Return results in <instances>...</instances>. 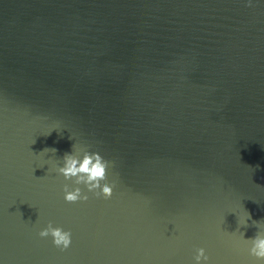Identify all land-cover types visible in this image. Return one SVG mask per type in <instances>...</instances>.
<instances>
[{"label": "water", "instance_id": "water-1", "mask_svg": "<svg viewBox=\"0 0 264 264\" xmlns=\"http://www.w3.org/2000/svg\"><path fill=\"white\" fill-rule=\"evenodd\" d=\"M84 151L111 198L57 171ZM258 232L264 0H0V264H264Z\"/></svg>", "mask_w": 264, "mask_h": 264}, {"label": "clouds", "instance_id": "clouds-1", "mask_svg": "<svg viewBox=\"0 0 264 264\" xmlns=\"http://www.w3.org/2000/svg\"><path fill=\"white\" fill-rule=\"evenodd\" d=\"M55 151V149H54ZM110 162L105 160L99 153L84 151L83 157L77 158L72 153H65L63 156V166L57 171L62 174L65 180H73L76 185L83 184L88 192H93L97 198L109 199L113 195L115 184H109L108 168ZM64 199L66 202L75 203L77 201L88 200V195L82 193L80 187L69 190V186H64ZM250 217V216H249ZM247 225V222H245ZM41 238L52 237L53 244L61 250L67 249L71 245V232L64 231L60 227H53L51 223L39 232ZM251 244L250 254L259 261H264V233H257L254 238L248 239ZM209 257L205 250L200 248L195 256L196 264H207Z\"/></svg>", "mask_w": 264, "mask_h": 264}]
</instances>
